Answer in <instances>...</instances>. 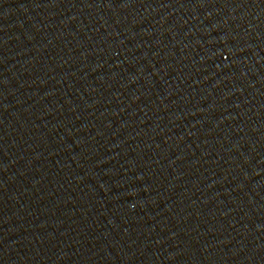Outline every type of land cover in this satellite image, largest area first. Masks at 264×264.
<instances>
[{"label":"water","instance_id":"95a60500","mask_svg":"<svg viewBox=\"0 0 264 264\" xmlns=\"http://www.w3.org/2000/svg\"><path fill=\"white\" fill-rule=\"evenodd\" d=\"M0 264H264V0H0Z\"/></svg>","mask_w":264,"mask_h":264}]
</instances>
